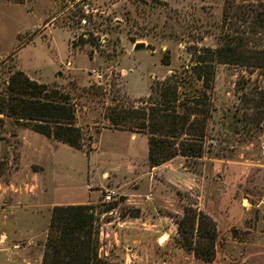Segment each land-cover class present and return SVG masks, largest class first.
Wrapping results in <instances>:
<instances>
[{"label":"rangeland","instance_id":"rangeland-1","mask_svg":"<svg viewBox=\"0 0 264 264\" xmlns=\"http://www.w3.org/2000/svg\"><path fill=\"white\" fill-rule=\"evenodd\" d=\"M223 6L224 0H0V91L22 70L70 94L85 137L76 149L6 118L0 264H42L48 214L77 202L95 206L101 252L113 264H264V254L256 256L264 249L263 70L218 67L202 158L180 156L154 168L147 135L105 127L108 104H140L153 81L191 63L192 46L219 44ZM167 56L170 65L163 64ZM94 84L106 91L105 101L88 95ZM110 203L117 205L102 211ZM186 206L217 221L212 262L179 240ZM248 246L262 262L244 258Z\"/></svg>","mask_w":264,"mask_h":264},{"label":"trees","instance_id":"trees-1","mask_svg":"<svg viewBox=\"0 0 264 264\" xmlns=\"http://www.w3.org/2000/svg\"><path fill=\"white\" fill-rule=\"evenodd\" d=\"M220 42L216 47L194 45L191 63L153 81L140 104H108L105 127L145 134L148 164L160 166L177 156H205L213 113L214 80L220 65L264 71V0H224ZM170 65L169 56L162 59ZM87 93L99 101L106 91L92 85ZM116 99V97H113ZM0 129L6 118L17 125L69 144L85 146L70 94L51 89L24 71H15L0 91ZM5 117V118H4ZM1 136V132H0ZM117 204H109L108 211ZM91 204H59L52 209L42 264H113L101 252L99 216ZM178 219L181 244L204 262L217 254V221L204 211L186 206Z\"/></svg>","mask_w":264,"mask_h":264},{"label":"crops","instance_id":"crops-1","mask_svg":"<svg viewBox=\"0 0 264 264\" xmlns=\"http://www.w3.org/2000/svg\"><path fill=\"white\" fill-rule=\"evenodd\" d=\"M138 134H141V133H132V136L133 137H136ZM148 153H149V147H148ZM181 156V155H180ZM180 156H177V157H175V158H173L172 160H170V161H168V162H166V163H164V164H162V165H160V166H157V167H154V168H159V167H162L163 165H165V164H170V163H172V162H175V161H177V159H178V157H180ZM181 157H184V156H181ZM184 158H186V157H184ZM140 193H137L136 195H139ZM201 198V197H200ZM132 199V198H131ZM129 201H130V198L128 199ZM201 202V201H200ZM76 204V203H75ZM77 204H79L78 202H77ZM83 204H85V203H83ZM39 212H41V210L39 209L38 210ZM1 213H3L2 211H0ZM51 214L52 213H49L48 214V223H47V225H46V227L48 226V230H49V225H50V220H51ZM4 215H8V213L7 214H4ZM1 229V228H0ZM15 229H18V230H21L22 232H24L25 230H23V229H20L19 227H13V228H11V230H15ZM27 231H31V229H26ZM32 232V234L33 235H36V234H39V233H36L34 230H32L31 231ZM48 235V234H47ZM166 239V238H165ZM46 240H47V238H46ZM166 242H168V239H166L165 240V243ZM162 243V242H161ZM256 251H261L260 253L259 252H256V253H258L256 256H258L259 254H264V249H257ZM246 253H245V256H244V258L245 259H247V260H249V259H251L252 258V260H254V259H258V261L259 262H262V258H260V257H256L255 256V251H251V249H250V246H248L247 248H246V251H245Z\"/></svg>","mask_w":264,"mask_h":264},{"label":"built area","instance_id":"built-area-1","mask_svg":"<svg viewBox=\"0 0 264 264\" xmlns=\"http://www.w3.org/2000/svg\"><path fill=\"white\" fill-rule=\"evenodd\" d=\"M85 21H86V20H85ZM92 71H93V73H94L99 79L102 78V75H100L99 73H97L96 70H92ZM99 79H98L97 81H98V83H101ZM114 193H115V192H110V193H108V194L106 195V201L111 202L112 199H113V195H114Z\"/></svg>","mask_w":264,"mask_h":264},{"label":"water","instance_id":"water-1","mask_svg":"<svg viewBox=\"0 0 264 264\" xmlns=\"http://www.w3.org/2000/svg\"><path fill=\"white\" fill-rule=\"evenodd\" d=\"M136 48L137 49H143V48H145V44L144 43H139V44L136 45Z\"/></svg>","mask_w":264,"mask_h":264}]
</instances>
